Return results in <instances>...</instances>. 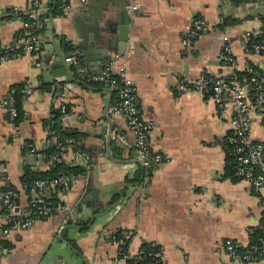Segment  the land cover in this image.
Returning a JSON list of instances; mask_svg holds the SVG:
<instances>
[{
    "label": "crops",
    "instance_id": "1",
    "mask_svg": "<svg viewBox=\"0 0 264 264\" xmlns=\"http://www.w3.org/2000/svg\"><path fill=\"white\" fill-rule=\"evenodd\" d=\"M32 1L0 0L1 48L23 43L21 20L7 15L29 7ZM40 1L45 8L39 12L47 11L48 0ZM131 1L139 7L130 14L124 51L120 54L117 45L105 47L108 57L97 64L83 47L102 35L116 38L120 6L127 9ZM262 5L250 12L248 4L233 5L231 0H62V13L50 12L45 20L39 55L21 51L0 60V188L13 185L17 189L21 211L29 212L32 195L20 182L24 165L45 169L51 164L22 145L32 141L38 149L46 147L42 120L50 118L54 109L70 105L62 126L85 132V150L95 153L70 149L65 154L67 160L84 164L86 173L67 192L58 193L64 209L0 237V243L6 241L4 245L10 247L3 253L0 246V264H129L120 258L111 239L118 231L128 239L131 251L144 242L160 246L163 264H264V258L233 262L222 246L225 238L250 243L263 213L261 191L245 180L223 176L230 107L227 116L220 117L217 105L205 94L177 90L179 79L197 78L202 72L225 77L233 71L251 74L263 67L264 60L250 52L244 39L247 29L260 26L264 1ZM226 16L237 22L222 25ZM197 17L205 20L208 30L185 47L183 32ZM224 35L232 45L233 66L222 57ZM55 46L64 57L79 50L90 61L84 65L65 59L66 67L55 65L61 62ZM51 53L50 64L44 56L50 58ZM107 62L114 73L125 67L139 114L152 124L150 148L166 157L148 166L149 174L134 185L126 181L127 175L144 166L134 161L139 160L135 133L124 117L112 114L113 89L94 86L85 77L99 73ZM42 81L53 82L57 91L38 88ZM19 82L26 84L23 117L13 129L4 99ZM106 116L113 138L109 147L103 134ZM250 135L264 141V115H252ZM116 144L121 148L119 155ZM46 191L49 197L51 191ZM84 197L91 207L78 212Z\"/></svg>",
    "mask_w": 264,
    "mask_h": 264
},
{
    "label": "built area",
    "instance_id": "2",
    "mask_svg": "<svg viewBox=\"0 0 264 264\" xmlns=\"http://www.w3.org/2000/svg\"><path fill=\"white\" fill-rule=\"evenodd\" d=\"M86 2V0H81ZM263 4V0L248 3L250 12L259 8ZM263 6V5H262ZM139 7V3L131 1L127 4V10L132 14ZM40 0H33L29 7L22 9L23 15H28L31 22L25 20L21 16V24L24 28L39 23V11L44 9ZM17 12V10H15ZM208 30V24L202 18H194L191 26L183 32V45L190 46L194 39L203 31ZM257 36V41H252V37ZM23 43L14 45L7 50H16L21 48V51L31 52L39 55L42 51L41 40L38 35H30L28 31L23 32ZM223 60L227 64L234 65V53L232 45L229 41V36H223ZM245 42L248 43V49L252 54L261 57L264 60V22L260 26L253 29H247L244 32ZM1 48V47H0ZM4 49V48H1ZM20 51V52H21ZM14 52L12 56L19 54ZM77 55H80L79 50H75ZM74 52V53H75ZM6 53L0 50V60L10 58ZM67 61L78 63L74 60V56L66 57ZM92 82H101L106 84L111 89L117 90V97L112 101L110 109L113 115L122 116L126 119L128 126L133 130L136 136L135 147L138 152V159L144 166H153L166 161L165 154L154 152L150 148L149 136L152 129V124L144 120L139 114V108L135 101L134 88L132 81L126 76L124 66H120L116 73L113 72L110 62L95 74H86L85 76ZM177 90L179 92L199 91L217 105L219 116L226 117L227 109L230 107L231 113L229 116L230 131L225 140L231 146L234 154L236 166L234 175L238 179L247 181L255 190L261 191L259 201L263 209L262 218L256 224L262 236L257 243H248L241 245L232 238H225L222 241L223 249L233 262L251 263L261 258H264V141L253 139L250 135V127L252 115L254 113L264 115V66L250 76L239 78L235 71L227 76H212L207 72H202L197 78L187 79L181 78L178 80ZM4 104L7 107L9 122L16 129L17 109L13 104V96L11 93L4 99ZM61 111L65 112V104L60 105ZM71 142V139H66ZM22 148L33 154L36 158L44 160L48 158V162L53 160H62L64 156L65 146L58 144V152L47 156L42 149L36 148L32 141H24ZM76 180L73 175L60 176L48 182L40 179L35 180L31 185V196L28 200L29 212L21 211L15 214L14 198L18 197L17 190L9 188L7 185L0 189V205L3 213V223H0V237L5 238L9 231L13 228H26L32 225L37 219L49 216L54 212L64 209V205L58 203L56 205L48 204L45 201L44 188L50 183V186L60 184L63 192H67L72 183ZM112 241L117 244V252L120 258L124 260L133 259L134 264H138L144 258L143 250L138 248L136 251L128 249L126 237L116 238L111 235ZM126 245V249L122 250V246ZM3 253L10 251L9 245L0 243ZM157 257L150 264H163L161 260L160 248L153 253Z\"/></svg>",
    "mask_w": 264,
    "mask_h": 264
},
{
    "label": "trees",
    "instance_id": "3",
    "mask_svg": "<svg viewBox=\"0 0 264 264\" xmlns=\"http://www.w3.org/2000/svg\"><path fill=\"white\" fill-rule=\"evenodd\" d=\"M254 1L259 0H231V3L233 5H242V4H248ZM264 1V0H263ZM62 3V0H48L47 5V11L45 12H39V23L36 25H31L28 28H23L22 32L28 31L30 35H38L42 34L46 30V23L45 20L49 17V13L52 12L53 14L62 13V9L59 6ZM8 17H14V16H21L25 20H28L31 22V18L28 17V15H23L21 10H17V12H12L11 14L7 15ZM261 20L264 22V14L260 16ZM237 20L232 17H224L222 25H230L236 23ZM252 41H257V36L252 37ZM42 47V46H41ZM1 52L8 54L9 56H12L14 52H20L21 48H18L16 50H7V49H1ZM236 74L239 76V78L243 79L244 77L250 76V72H237ZM92 85L101 87L106 84L101 82H90ZM54 83L53 82H44L42 81L38 88L43 90H53L54 92L57 91L58 87L55 85L54 88L52 87ZM26 84L25 82H19L12 86L11 94L13 96V104L17 109V117L15 118V122L18 123L21 118L23 117V97L24 92L23 89L25 88ZM117 97V90H112V101ZM136 99V98H135ZM65 112L61 111V108L54 109L52 116L50 118H46L42 120L43 126L45 127L47 131L46 136V147L42 149V151L45 152L47 156H50L52 154H56L59 150L58 144L61 143L65 146V149L63 151L64 156L62 155V160H53L50 163V166L45 169H36L32 167L31 165H24L23 172L20 176V182L22 186L24 187L25 191L27 193H31V185L35 180H46L48 182H51V180L58 178L60 176H66V175H73L76 179L86 173L87 167L84 164H77L73 162V160L69 161L66 159L65 154L71 149L73 152H87L85 149V145L83 143V140L86 136L85 132H81L79 130H67L64 128L60 122L62 120V117L69 113L71 111L70 105L65 104ZM66 139H71V142H67ZM52 142L51 145L49 143ZM225 147H226V164L224 168L223 176H228L233 179H236L237 177L234 175V170L236 166L234 154L232 153L231 146L225 141ZM116 154L119 155L121 153V148L118 144L114 146ZM102 151H104V147L102 148ZM91 156H94L93 152L88 151ZM48 158L45 159L47 161ZM146 174H149L148 166H138L136 170L132 173L127 175L126 181L131 183L132 185L140 183L143 181ZM9 188H13L17 190L13 185H9ZM4 187H1L0 189H3ZM49 189V192L51 193L48 197H45V201L48 204L56 205L60 203L58 199V193L63 192L62 186L60 184H56L55 186H50V183L45 186L44 191L46 189ZM116 238L123 237L122 231H118L115 234ZM261 233L258 229L255 228V230L252 233V238L250 242L257 243L260 238ZM126 242H128V239L126 238ZM4 244H6V241H4ZM128 245V244H127ZM160 246H158L155 243H149L144 242L140 249L143 250L144 258L138 262V264H150V262L157 259L156 256L153 255V253L159 249ZM122 250L126 249V245H123ZM127 262L129 264H134L133 259H128Z\"/></svg>",
    "mask_w": 264,
    "mask_h": 264
},
{
    "label": "water",
    "instance_id": "4",
    "mask_svg": "<svg viewBox=\"0 0 264 264\" xmlns=\"http://www.w3.org/2000/svg\"><path fill=\"white\" fill-rule=\"evenodd\" d=\"M131 15L128 12V10L125 8L124 4H122L120 6V11L118 13V25H117V37H111L108 35H102L100 36V39L94 41V43H91V46L87 45L85 47H83L84 51L88 54L89 57H93L95 56V61L97 64L100 63H104V61L107 59L108 57V53L107 51H105V47L107 49L108 46L110 45H117L118 49H119V53L122 54V52L124 51V47L127 44V40H128V33H129V28H130V24H131ZM104 45V46H101ZM56 51L58 52L59 56H60V61L59 63L55 64V65H63L66 67V57L62 56L58 50V48L55 46ZM84 52V53H85ZM51 55H53L52 53L50 54V58H47V56L45 57V61L47 63H52V57ZM74 56V60H78L79 62H81L82 64L86 65L87 63H89L90 60L86 61L82 56V54L80 53V55H77V53H73L72 54ZM54 65V64H52ZM110 101L107 104V108L109 106ZM106 118L108 119V123L107 125L103 126V134H106V138H107V144L108 147L110 145L112 138V128H110V120L109 118L106 116ZM60 124L62 125V121L60 122ZM64 126H67L65 123H63ZM108 129V130H107ZM109 150V149H108ZM110 153L108 152V155ZM137 155V153H136ZM111 156V155H110ZM136 163H141L139 160H134ZM82 200L84 201V203L82 204L81 202L79 203L80 207L77 208L78 212H81V210H85L87 207H91V202L86 199L85 197L82 198ZM19 198H14V206H15V214L17 215L19 212ZM115 205V204H114ZM29 208V207H28ZM90 219H92V216H90Z\"/></svg>",
    "mask_w": 264,
    "mask_h": 264
}]
</instances>
